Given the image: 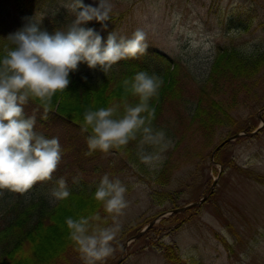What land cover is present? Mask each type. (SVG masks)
I'll return each instance as SVG.
<instances>
[{
    "label": "rangeland",
    "instance_id": "1",
    "mask_svg": "<svg viewBox=\"0 0 264 264\" xmlns=\"http://www.w3.org/2000/svg\"><path fill=\"white\" fill-rule=\"evenodd\" d=\"M71 2H46L32 14V18L40 25L48 21L46 17H61V14L67 20L65 13L69 12L67 5ZM82 3L97 6L99 0H82ZM110 3L113 10L111 20L104 22L106 28L95 20L84 23L83 27L99 33L102 42H106L110 32L116 33L118 38H131L136 29H142L147 34V48L178 56L196 78L205 75L218 45L239 44L249 50L264 42V0H110ZM10 18L16 19L14 13ZM61 21L62 17L59 24ZM43 30L50 34L48 28ZM256 100L255 97L237 110L236 104L232 112L248 125L244 131H251L264 121V110L259 113L264 98ZM177 110L169 107L163 117L174 128L183 129V120L177 119ZM228 129L222 127L219 130L215 138L217 142L227 136ZM62 130V140H65V130ZM191 131L198 134L195 127ZM75 138L55 171L58 177L63 175L65 180L73 179L75 173L94 180L108 174L110 178L120 179L127 187L129 207L120 218L121 229L112 243L114 251L98 264H115L120 256L119 264H187L185 261L188 264L198 261L203 264H264V185L248 176L252 171L264 174V123L254 135H240L228 141L215 158L218 163H211L208 149H202V153L206 152L203 159L178 165L164 184L149 180L144 168L138 169L113 150L95 155L100 169L92 166L94 157L91 161L76 158L73 155L77 154L80 139ZM186 139H181V147ZM163 156L165 159L166 152ZM173 157L176 158L173 162L179 161L176 155ZM217 176L214 190L201 205L158 216L163 211L198 200ZM55 183L42 182L36 192L45 191L51 195ZM78 207L63 217L65 227L62 225L56 230L59 236L67 229V217L75 219L85 215V208ZM153 218L156 221L145 232L129 239L138 232L139 226L143 228ZM125 229L128 232L123 233ZM125 242L128 244L123 249ZM166 243L175 244L184 261L166 260L162 250ZM74 252L76 250L70 252L71 260L66 264H83L80 254L74 255Z\"/></svg>",
    "mask_w": 264,
    "mask_h": 264
},
{
    "label": "trees",
    "instance_id": "2",
    "mask_svg": "<svg viewBox=\"0 0 264 264\" xmlns=\"http://www.w3.org/2000/svg\"><path fill=\"white\" fill-rule=\"evenodd\" d=\"M52 1L54 0H0V56L4 54V46L9 44L7 36L26 24H37L41 30L48 28L50 34L56 30H67L71 21L75 19L74 15H70V11L65 13L68 15L67 20L61 14L60 24L61 17H46L48 21L42 25L33 20L32 14L44 3ZM13 13L16 19L11 20L10 16ZM139 71L163 78L164 83L159 90L158 98L151 101V106L155 108L152 125L157 130H164L167 138L172 139L174 146L166 151L165 159L155 168H150L139 160L138 141H131L126 148L113 151L121 154L138 169L144 168L149 180L164 184L178 165L203 159L206 152L202 153V149L203 151L208 149L210 156L218 144L215 138L222 127L229 128L227 136L232 135V132L247 130L246 122L238 120L232 112L236 104L237 110L239 106L254 100L255 97L256 101L264 98V42L249 50L239 44L218 45L207 72L201 78H196L178 56L172 57L157 48H147L146 52L136 59L120 60L107 74L98 68L90 69L85 63H80L78 70L69 74L70 84L66 91L58 92L52 98L51 111L47 113V119L43 118L44 109L39 101L30 100L24 106L25 115L36 116L35 131L38 133H42L46 138H60L63 153L69 152L73 146L72 140L78 137L81 140L80 147L73 156L80 160L87 158L89 161L94 157L92 160H95V155L101 153L100 151L85 155L88 151L86 145L88 133L81 131L83 114L88 108L96 110L108 107L125 98L130 104L138 103V98L124 92L122 81L125 78H132ZM169 107L172 110L178 108L177 119L183 120L181 124V127L184 124L183 129L174 128L169 120L163 117L164 111ZM193 127L198 130V134L192 133ZM63 128L65 140H62L61 135ZM182 138H187V141L181 147ZM226 143L216 150L214 158H218ZM146 150L153 149L146 146ZM173 155H176L179 161L173 162L176 159ZM74 161L79 162L77 159ZM92 166L101 168L98 160H95ZM242 171L245 169L242 168ZM73 175L79 182L73 183V179L66 178L70 196L61 201H55L45 191L36 192L42 182L35 184L25 194L0 191V264L70 262L69 254L76 250V247L70 240L67 229H64L60 236L56 231L64 226L63 217L78 206L85 208L83 212L85 215L97 211L101 216L106 215L103 206L94 199V192L101 178L88 180L84 175L75 173ZM248 176L264 185V174L252 171ZM60 178L54 172L50 181L56 182ZM141 228L142 226H139L136 231ZM127 229L123 233L128 232ZM221 239L228 245L223 237ZM46 244L50 247L48 248ZM162 250L166 260L184 261L175 244L166 243ZM47 252L51 253L44 255ZM73 254L79 253L76 250ZM184 263L188 264L186 261ZM192 264L203 263L198 261Z\"/></svg>",
    "mask_w": 264,
    "mask_h": 264
},
{
    "label": "clouds",
    "instance_id": "3",
    "mask_svg": "<svg viewBox=\"0 0 264 264\" xmlns=\"http://www.w3.org/2000/svg\"><path fill=\"white\" fill-rule=\"evenodd\" d=\"M67 7L75 19L66 31L49 34L30 23L7 36L9 44L0 56V191L25 194L38 182L52 180L62 159L59 138H46L35 131L36 116L25 115L24 106L30 100L39 101L43 118L47 119L52 98L66 91L69 74L77 71L80 63L107 74L120 60L139 58L148 47L147 34L142 29H136L131 38H118L110 32L106 42H102L99 33L83 27L95 20L106 28L104 22L111 20L113 10L110 0H99L97 6L72 0ZM163 83L162 77L139 71L122 81L124 92L138 98V103L130 104L125 98L108 107L86 109L81 125V131L88 133L85 155L95 151L108 154L138 141L137 154L143 164L155 168L162 163L163 153L174 146L164 130L152 125L155 108L151 101L158 98ZM146 146L153 150L147 151ZM78 182V178H73V183ZM126 193L127 187L118 178L105 174L96 186L94 199L106 215L97 211L66 218L69 238L83 264H98L113 253L112 243L121 229L120 218L129 207ZM51 196L55 201L70 196L63 177L56 181Z\"/></svg>",
    "mask_w": 264,
    "mask_h": 264
},
{
    "label": "water",
    "instance_id": "4",
    "mask_svg": "<svg viewBox=\"0 0 264 264\" xmlns=\"http://www.w3.org/2000/svg\"><path fill=\"white\" fill-rule=\"evenodd\" d=\"M263 110H264V106H263L261 109H259V113H260L261 111H263ZM262 121H263V120H262ZM263 123H264V121H263ZM263 123H262L261 125L257 126V127H256L254 130H252V131H240V132H236V133H234V134H232V135H230V136L225 137L223 140H221V141L215 146V148L212 150V153H211V160H212V162H213V163H218V162L214 161V159H213V155H214L215 150H217L220 146H222L224 143H226V142H228V141H230V140H233V139L237 138V137L240 136V135H248V136H250V135H253V134L257 133L258 130L262 127ZM220 166H222V165L220 164ZM220 171H221V170L219 169V172H220ZM217 178H218V177H216V178L213 180V182L211 183V185L209 186V188L206 190L205 193L202 194V196H201L198 200H193V201L188 202V203L185 204V205H182V206H179V207H174V208H171V209H169V210L163 211V212L159 213L158 216H164L166 213L171 214V213L181 212V211H184V210H186V209H188L189 207H192V206H199L201 203H203V202L206 200V198H207V196H208V193L213 191V188H214V185H215V183H216ZM155 221H156V219H154V218H153L152 220H150V221L148 222L147 225H145L141 230H139L136 234H134V235H133L131 238H129V239H135L136 237H138L139 235H141V234H142L144 231H146V230H147V229H148V228H149V227H150ZM127 242H128V241H127ZM127 242H125V244H124V246H123V249L126 248V246H127V244H128ZM122 253H123V252H122ZM121 260H122V256H120V258L117 260V262H116L115 264H119Z\"/></svg>",
    "mask_w": 264,
    "mask_h": 264
}]
</instances>
